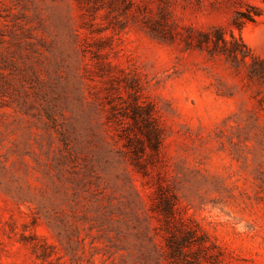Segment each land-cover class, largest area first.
<instances>
[{
    "label": "rangeland",
    "instance_id": "obj_1",
    "mask_svg": "<svg viewBox=\"0 0 264 264\" xmlns=\"http://www.w3.org/2000/svg\"><path fill=\"white\" fill-rule=\"evenodd\" d=\"M0 264H264V0H0Z\"/></svg>",
    "mask_w": 264,
    "mask_h": 264
},
{
    "label": "trees",
    "instance_id": "obj_2",
    "mask_svg": "<svg viewBox=\"0 0 264 264\" xmlns=\"http://www.w3.org/2000/svg\"><path fill=\"white\" fill-rule=\"evenodd\" d=\"M233 51H234L235 53H237L239 50L236 49V48H233Z\"/></svg>",
    "mask_w": 264,
    "mask_h": 264
}]
</instances>
